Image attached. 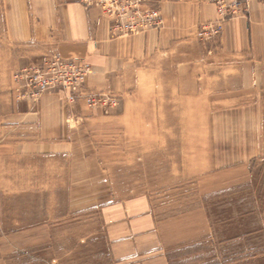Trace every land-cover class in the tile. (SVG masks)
Masks as SVG:
<instances>
[{"label": "rangeland", "instance_id": "rangeland-1", "mask_svg": "<svg viewBox=\"0 0 264 264\" xmlns=\"http://www.w3.org/2000/svg\"><path fill=\"white\" fill-rule=\"evenodd\" d=\"M140 7L161 16V26L154 29L164 27L159 0H144ZM110 17L113 25L117 19ZM205 23L195 39L203 46L216 42L215 50L221 35L202 39L199 32ZM146 29L115 35L130 37ZM203 52L194 51L197 58ZM182 55L179 62L146 64L148 70L132 85L133 93L87 88L105 100L98 106L83 97L71 104L59 89L46 92L91 112L68 116L74 140L67 143L71 151L62 156H17L0 124V197L8 229L18 226L12 222L15 214L21 225L28 211L37 222L58 219L60 211H67L66 237L47 244L55 247V254L47 256L41 245L23 258L9 257L11 264H59L60 248L67 249L61 259L65 264H98L105 253L100 209L139 194L149 197L159 221L172 219V227L193 231L195 244L186 264H264V93L254 94L255 83L244 84L242 78L240 86L235 78L221 87L220 80L203 77V62L188 63ZM7 64L0 63V87L13 84L11 91L0 93V117L11 112L12 101L37 103L46 94L36 101L25 96L23 82L15 79L24 68L10 78L2 70ZM189 71L197 76L188 77ZM237 234L242 239L232 241ZM186 254L180 255V264Z\"/></svg>", "mask_w": 264, "mask_h": 264}, {"label": "crops", "instance_id": "crops-1", "mask_svg": "<svg viewBox=\"0 0 264 264\" xmlns=\"http://www.w3.org/2000/svg\"><path fill=\"white\" fill-rule=\"evenodd\" d=\"M159 1L164 27L121 37L114 35L110 15L99 6H85L82 0H65L60 4L55 0H0V63H8L2 70L11 78L17 70L53 54L85 58L93 68L87 88L126 95L134 92L132 85L148 70L146 64L155 60L179 62L183 54L188 63L203 62V77L220 80L221 87L235 78V85L240 86L242 78L244 84L255 83L254 94L264 93V0L253 1L247 16L225 22L215 50L212 47L216 42L203 46L195 39L201 23L217 18L214 4L205 0ZM196 48L204 51L198 58ZM190 76L196 77V72L189 71ZM12 84L13 80L7 87L10 91ZM7 88L1 86L0 93H8ZM58 100V95L49 92L37 103L12 101L11 112L1 114L0 124L5 125L2 129L9 133L17 156H62L71 151L67 143L74 139L72 128L66 123L68 116L73 111L79 115L91 112L81 104L69 106ZM3 202L1 198L0 264H11L9 257L23 258V253H34L41 245H45L47 256L56 253L55 247L47 244L54 238L66 237V209L60 211L58 219L42 222H37L28 211L21 225L15 214L12 222H18V226L8 229L1 209ZM100 210L105 226L101 235L105 253L98 264H180V255L187 251L182 261L186 264L195 234L172 227V219L159 221L146 194L116 199ZM241 239L242 235L237 234L232 241ZM59 252V264H65L61 259L67 255V249L62 252L60 248Z\"/></svg>", "mask_w": 264, "mask_h": 264}, {"label": "built area", "instance_id": "built-area-1", "mask_svg": "<svg viewBox=\"0 0 264 264\" xmlns=\"http://www.w3.org/2000/svg\"><path fill=\"white\" fill-rule=\"evenodd\" d=\"M87 7L100 6L107 14L117 19L112 25L114 35L128 32H140L147 27L161 26L162 19L157 11H144L141 5L144 0H82ZM255 0H209L217 7L218 16L215 20L205 23L199 36L207 41L215 40L222 33L226 21L246 16ZM110 14V15H111ZM121 17V23L118 22ZM139 18L141 23L135 21ZM122 33V34H121ZM93 72L90 62L85 58H65L60 54L46 57L39 63H33L15 74L17 81H22L26 88L25 96L35 101L48 91L59 89L66 94L71 104L81 97L90 105L98 106L105 101L102 96L89 93L87 79ZM116 100L113 99V103Z\"/></svg>", "mask_w": 264, "mask_h": 264}, {"label": "bare ground", "instance_id": "bare-ground-1", "mask_svg": "<svg viewBox=\"0 0 264 264\" xmlns=\"http://www.w3.org/2000/svg\"><path fill=\"white\" fill-rule=\"evenodd\" d=\"M150 28H152V27H150V26H149V27H147V29H150ZM147 29H146V30H147Z\"/></svg>", "mask_w": 264, "mask_h": 264}]
</instances>
